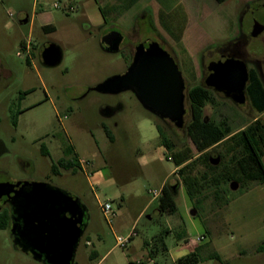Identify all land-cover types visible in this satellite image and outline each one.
Instances as JSON below:
<instances>
[{"label":"rangeland","instance_id":"1","mask_svg":"<svg viewBox=\"0 0 264 264\" xmlns=\"http://www.w3.org/2000/svg\"><path fill=\"white\" fill-rule=\"evenodd\" d=\"M246 1L251 0L206 1L197 6L198 0H139L127 8L128 0H0V187L43 182L86 207L76 264H175L189 252L196 254L194 264H264V250H258L264 243V236L260 238L264 181L243 185L213 177L206 164L218 156L219 146L199 156L186 127L178 129L150 114L130 91L101 94L91 89L122 72L128 63L121 51L100 47L103 32L109 26L124 29L136 24V41L156 40L177 62L186 84L185 123L190 120V92L202 88L204 117L238 130L260 112L253 93L248 92L246 103L238 105L206 87L203 80L209 63L226 48L238 45L249 56L264 58V30L257 36L249 34L255 20L264 21V5ZM24 15L32 17V23H26ZM44 23L55 26L46 38L57 41L63 52L54 67L36 60L30 65L29 53L20 45L44 38L40 27ZM262 70L264 74V64ZM103 106L115 110L103 116L99 112ZM155 123L175 147L147 161L151 150L162 146ZM174 151L199 156L185 173L200 179V194L190 196L182 185L179 168L170 158ZM262 153L264 164V148ZM61 155L75 165L60 166ZM80 160L99 169L103 178L96 182ZM162 183H178L172 214L159 212L157 199L152 200L151 191ZM224 186L227 190L216 199V189ZM106 199L114 212L110 218L100 208ZM132 226L136 234L127 246H116L115 237L130 233ZM92 250L98 252L95 259L89 258ZM0 264L43 263L17 247L5 223L0 226Z\"/></svg>","mask_w":264,"mask_h":264},{"label":"water","instance_id":"2","mask_svg":"<svg viewBox=\"0 0 264 264\" xmlns=\"http://www.w3.org/2000/svg\"><path fill=\"white\" fill-rule=\"evenodd\" d=\"M27 19V15H24ZM264 30V21L255 20L250 36ZM117 31L104 35L100 47L117 52L120 42ZM59 44L51 42L41 52L42 65L54 67L62 61ZM204 79L206 87L222 94L233 103L246 102L245 88L249 79L246 62L235 56L221 54L209 63ZM92 90L101 94L130 91L142 108L162 120H169L176 128L186 127V86L178 66L158 42L147 38L135 46L132 62L123 74H114L95 85ZM103 116L112 108L103 106ZM219 157H210L216 165ZM178 183L172 186L175 190ZM232 188L236 184H232ZM8 201L12 218L11 233L24 252L43 264H73L79 239L86 227V207L57 186L43 182L27 185L16 182L0 187V203ZM147 221L150 217L146 218Z\"/></svg>","mask_w":264,"mask_h":264},{"label":"trees","instance_id":"3","mask_svg":"<svg viewBox=\"0 0 264 264\" xmlns=\"http://www.w3.org/2000/svg\"><path fill=\"white\" fill-rule=\"evenodd\" d=\"M136 0H128L126 7L129 8L135 3ZM224 0H216L220 3ZM179 40V36L175 37ZM23 43L21 42L20 45ZM250 83L252 84L249 92L253 93L254 103L256 108L261 112L264 111V90L262 89L259 79L256 76L251 75ZM202 88H196L190 92V120L186 125L187 135L193 144L195 150L199 156L206 152L210 148L219 146L220 150L217 152L219 156V162L216 165H211L207 162L209 167V173L214 177L220 175L225 182L230 180H236L239 183L246 185L253 180L264 181V164L262 161V150L264 148V117L253 118L242 128L232 132L228 124L224 121L221 123L215 122L212 119H208L203 115V103L206 95ZM201 91V92H200ZM155 127L161 137V145L168 151L174 150V143L172 139L162 130L161 126L155 123ZM103 130L107 137L111 139L110 131L105 126ZM198 156V157H199ZM190 154H186L183 151H174L170 158L175 165L179 168L180 178L182 185L185 187L187 193L190 196L200 194V179L197 175H189L185 173L186 169L194 165L195 160ZM210 162V159H209ZM220 162L222 164H220ZM60 166L65 169L72 168L74 164L73 159H69L67 162H58ZM52 170L55 171L54 165ZM220 186V185H219ZM216 189L215 197L219 199L222 197L223 192L227 190ZM175 190L168 183H164L161 186L160 195L157 199V207L159 212H165L172 214L176 211V204L174 200ZM3 226L5 223L3 222ZM160 239V238H159ZM148 244V242H145ZM162 248L165 249V244H162ZM258 250H264V243L258 246ZM89 256L93 258V252H90ZM197 262L195 252H189L184 256L176 259L175 264H194ZM73 264H76L75 262Z\"/></svg>","mask_w":264,"mask_h":264},{"label":"flooded vegetation","instance_id":"4","mask_svg":"<svg viewBox=\"0 0 264 264\" xmlns=\"http://www.w3.org/2000/svg\"><path fill=\"white\" fill-rule=\"evenodd\" d=\"M259 5V4H258ZM23 19H25L26 23H32V20L30 17H27V19L25 17H23ZM43 34L45 35L44 38L40 39V40H30L28 42H25L24 44V48L25 50L29 53L30 56V60L29 63L30 65L32 64L33 60H36L37 62H40L42 64V60H41V52L44 49V47H46L49 43L54 42L59 44L57 41L52 40L50 38H46L48 35H50L52 32H54L56 30L55 26L51 23H44L40 25ZM110 28H108L105 32H103V34L101 35V38L109 33H112L114 31L119 32L120 34V42L118 44V51H121L124 55H126L127 59H128V63L126 68L120 72L119 74H123L127 72V68L129 66V64L132 62L133 59V55H134V51H135V46L139 43L142 42L143 40L140 41H136L135 40V32L137 31L136 29V24H132V26H130L129 28H122L120 26H109ZM250 34V33H249ZM40 36V35H39ZM243 38H245V36H243ZM153 40V39H151ZM156 41V40H154ZM157 42V41H156ZM60 45V44H59ZM160 45V44H159ZM162 47V46H161ZM163 48V47H162ZM164 49V48H163ZM105 51V50H104ZM108 52V51H107ZM168 52V51H167ZM169 53V52H168ZM221 54H225V55H230V56H235V57H239L241 59H243L245 62H249L250 67H252L254 69V71L256 72V75L259 79V83L262 87V89L264 90V74H263V70H262V66L264 64V58L263 59H257L253 56H249L247 53L243 52L242 49H240L238 47V45L236 47H232V49H228L226 48L225 51H223ZM172 56V55H171ZM173 57V56H172ZM174 59V58H173ZM175 60V59H174ZM176 62V60H175ZM177 64V62H176ZM178 66V65H177ZM248 68V67H247ZM208 73V71H207ZM248 74H249V78H250V68H248ZM207 75V74H206ZM1 77V74H0ZM206 77V76H205ZM204 77V79H205ZM204 81V80H203ZM185 82V81H184ZM251 83L248 79L246 88H245V94H246V98H247V93L249 92V89L251 87ZM186 86V84H185ZM249 88V89H248ZM212 89V88H211ZM213 90V89H212ZM214 91V90H213ZM215 92V91H214ZM132 93V92H131ZM217 93V92H215ZM133 94V93H132ZM220 94V93H218ZM134 95V94H133ZM222 95V94H221ZM246 103V102H245ZM115 109H112V112ZM187 112V110H186ZM186 114V113H185ZM189 115L191 117L190 114V108H189ZM185 116V115H184ZM17 118V116H16ZM162 120V119H161ZM185 120V119H184ZM166 121L167 123L172 124L169 120H163ZM14 124L16 125V119H14ZM187 125V124H186ZM48 153V150H47ZM70 158H67L65 155H61L57 158V161L60 162H67ZM52 167V166H51ZM52 170V168H51ZM27 185H31L35 182H25ZM10 185V184H9ZM47 186L51 187L52 185L50 184H46ZM7 223V225H9V229H11V222H12V218H11V214H10V204L8 201H4L0 203V226L2 228V224ZM11 233V230H10ZM11 236L13 237L14 241L15 238L13 236V234L11 233ZM16 243V241H15ZM17 247L19 249H21L19 247V245L16 243ZM22 250V249H21ZM28 254H30L29 252H26ZM31 255V254H30ZM32 256V255H31Z\"/></svg>","mask_w":264,"mask_h":264},{"label":"crops","instance_id":"5","mask_svg":"<svg viewBox=\"0 0 264 264\" xmlns=\"http://www.w3.org/2000/svg\"><path fill=\"white\" fill-rule=\"evenodd\" d=\"M139 0H136L135 1V3L132 5V6H134L137 2H138ZM206 1H208V2H210V3H213V4H215V3H217V4H219L218 2H216V0H198V2H197V6L198 5H201L202 3H204V2H206ZM225 1V0H224ZM224 1H222V2H220V3H223ZM252 1H257V3L259 4V5H264V0H251V1H246V3L245 4H247V3H249V2H252ZM132 6H130V7H132ZM196 6V7H197ZM145 15L144 14H142V15H140L139 17H144ZM31 18V20H32V17H30ZM24 44H25V42H23V44H22V46H24ZM262 114H264V111H261V112H258V116L257 117H255V118H258V117H260V116H262ZM246 125V124H245ZM243 127V126H242ZM242 127H240V128H242ZM239 128V129H240ZM236 131V130H235ZM232 132H234V131H232ZM158 148H162V149H160V151H158ZM163 149H165V147L164 146H156V147H154L152 150H151V152L146 156V158H147V161H149L152 157H155L157 154H159V152H161V151H163ZM166 150V149H165ZM79 164H80V166L82 167L84 164H86L85 165V167L86 168H90L88 171H90V175H91V177L92 178H94V180L96 181V182H99L102 178H103V176H102V173L100 172V170L98 169V170H96V169H93L92 167L93 166H89L88 164V162H86V161H83V160H80L79 161ZM177 169V167H175L174 168V171ZM163 185V183L161 184V186ZM160 186V187H161ZM159 187V188H160ZM156 198H153V196H152V200H155ZM106 200H108V199H106ZM110 201V200H109ZM151 201V200H150ZM119 204L121 205L122 204V199H119ZM101 205V204H100ZM146 208H147V204L140 210V212L138 213V215H137V217L141 214V213H143L145 210H146ZM135 230V227L134 226H132V228H131V230ZM263 230L264 229H262L260 232H263ZM136 232V231H135ZM256 235H257V233H256ZM264 236V234L262 235V236H260V238H262ZM99 239H100V236L98 235L97 236ZM258 241H259V239H257ZM261 242V241H260ZM196 244V243H195ZM165 251H166V253H168L169 252V250H168V248H167V246L165 245ZM91 252H93V258H91L90 256H89V258L90 259H95L96 257H98V252L96 251V250H92ZM150 259V261H154L153 260V258H149Z\"/></svg>","mask_w":264,"mask_h":264},{"label":"built area","instance_id":"6","mask_svg":"<svg viewBox=\"0 0 264 264\" xmlns=\"http://www.w3.org/2000/svg\"><path fill=\"white\" fill-rule=\"evenodd\" d=\"M54 7L58 6L57 2L53 3ZM160 191H161V187L158 190H154L151 191V193L153 194V198H157L160 195ZM100 208L103 212V214L106 217H111L114 215V212L111 208V204L109 200H105L103 203H101ZM136 234L135 230H131L130 233L126 234L125 236H116L115 237V244L116 246L120 247V248H124L127 246V244L129 243V241L131 240V238ZM201 238H197L196 241H199Z\"/></svg>","mask_w":264,"mask_h":264}]
</instances>
